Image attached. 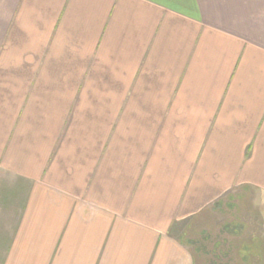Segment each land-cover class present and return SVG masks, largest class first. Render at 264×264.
<instances>
[{
	"label": "crops",
	"instance_id": "crops-1",
	"mask_svg": "<svg viewBox=\"0 0 264 264\" xmlns=\"http://www.w3.org/2000/svg\"><path fill=\"white\" fill-rule=\"evenodd\" d=\"M242 210L264 264V0H0V264H196Z\"/></svg>",
	"mask_w": 264,
	"mask_h": 264
},
{
	"label": "rangeland",
	"instance_id": "rangeland-1",
	"mask_svg": "<svg viewBox=\"0 0 264 264\" xmlns=\"http://www.w3.org/2000/svg\"><path fill=\"white\" fill-rule=\"evenodd\" d=\"M246 201L248 202V200ZM248 203L250 204V202ZM231 209L234 210L233 208ZM248 212L249 211H246V213H244L242 210V212L237 214L234 213L233 215H230V217L224 216V222L223 215L221 213H216L215 216L210 219L211 228L209 230V236L205 239H200V236L198 235L188 234V238L190 237L189 239L194 241L190 246H193L192 249L195 247V250L200 253L199 258L196 259V264H254L258 258H262V254L258 253L260 250L258 245L259 239L255 241L249 239V237H252L249 234L250 229L241 224L243 221L246 223L255 221L254 217H252V215ZM1 219L3 218H0V220ZM226 221L231 223L228 224L227 227H224V223H226ZM3 224L4 223H2L1 220L0 262L4 258L2 252L6 250L10 241L8 234H6L5 237L2 233L1 227ZM207 224L208 223L206 222L203 223L204 232H207V229L205 228ZM253 226L255 230L260 231V225L258 223L256 224L253 222L251 229ZM256 233L257 235L260 234L259 232ZM196 247H198V249ZM255 256L258 257L256 258Z\"/></svg>",
	"mask_w": 264,
	"mask_h": 264
}]
</instances>
